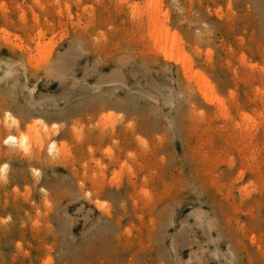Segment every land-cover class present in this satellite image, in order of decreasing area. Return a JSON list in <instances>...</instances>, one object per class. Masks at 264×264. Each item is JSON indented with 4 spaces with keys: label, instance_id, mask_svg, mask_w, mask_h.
Returning a JSON list of instances; mask_svg holds the SVG:
<instances>
[{
    "label": "rangeland",
    "instance_id": "rangeland-1",
    "mask_svg": "<svg viewBox=\"0 0 264 264\" xmlns=\"http://www.w3.org/2000/svg\"><path fill=\"white\" fill-rule=\"evenodd\" d=\"M0 81V264H264V0H0Z\"/></svg>",
    "mask_w": 264,
    "mask_h": 264
},
{
    "label": "bare ground",
    "instance_id": "bare-ground-1",
    "mask_svg": "<svg viewBox=\"0 0 264 264\" xmlns=\"http://www.w3.org/2000/svg\"><path fill=\"white\" fill-rule=\"evenodd\" d=\"M152 21H154V24L156 25V27H157V30L155 31V34L156 35H154L155 36V41H156V43H157V47L159 48V49H161V50H163L164 52H165V54L167 55V54H169V55H167L166 57H167V60L168 61H170L169 59H170V55H173V54H175V50L173 49V52L170 54L169 53V51H168V47H167V43H168V39L169 38H171V37H177V38H179V34L178 33H176V34H174L173 36H172V32H171V28L170 27H168L167 26V24H164L163 22H161V20L157 17V16H154V17H152ZM39 37L38 38H42V36H43V31L42 30H40L39 31ZM180 39V38H179ZM20 47L21 48H23L24 46H22V45H20ZM26 48V47H25ZM22 50V49H21ZM184 52V47L181 45V54H184L182 57H183V59L185 58L186 59V57H188V54L187 53H183ZM189 58V60L191 61L190 63H189V69L192 71L193 70V62H192V60L190 59V57H188ZM62 60H64V58L63 59H61L60 60V62L58 63V66H62V63H61V61ZM187 67V66H186ZM9 70V69H8ZM10 71V72H9ZM8 72L10 73V74H12V72H11V70H9ZM195 76L197 77H199L200 78V84H201V89L204 91V92H206V93H208L209 94V96L212 94V95H216V92H215V86L211 83V81L209 80V78L203 73V72H201V71H196V73H195ZM2 81V80H1ZM0 81V82H1ZM5 82H6V80H5ZM3 85H5V84H3ZM6 85L7 86H3V90H5V91H7V92H12V91H14V89H12L13 88V85H10V83H6ZM10 85V86H9ZM0 87L2 88V84L0 83ZM14 88H15V86H14ZM17 90V89H16ZM19 90H17V92H18ZM24 92V91H23ZM17 94V93H16ZM14 95V94H13ZM24 96V95H23ZM217 96V95H216ZM14 97V96H13ZM18 97V96H17ZM15 98H16V96H15ZM19 98V97H18ZM93 99H95V101H96V104L98 105L97 107H103V108H105V107H107L108 105H110L112 102H113V100H114V97L112 96V95H106V94H103V93H99V94H94L93 95ZM92 99V100H93ZM135 99H136V97H135ZM54 100V99H53ZM116 100H118V99H116ZM12 101V100H11ZM23 101V100H22ZM94 101V100H93ZM88 105H89V103H85L84 104V107H88ZM42 108H44V106H42ZM39 109V110H44V111H47L48 112V110H46L45 108L44 109ZM51 111V110H50ZM49 111V112H50ZM79 111V109H77V107H70L69 109H68V112H67V114L68 115H76V113ZM29 112H31V111H29ZM62 110H57V114L56 113H54V112H51L50 113V115H53V117H58V116H60V114L62 115ZM8 115H7V121L8 120H10L14 125L16 124L18 127H20V125H22L21 124V122L18 120V119H16L15 117H13L12 116V114L11 113H7ZM83 118V117H82ZM79 120H82V119H80V118H78ZM75 120V119H74ZM76 121V120H75ZM77 122H79L78 120H77ZM15 125V126H16ZM36 127V126H35ZM44 127H45V125H44ZM46 129H45V131H46V134H49L50 133V127L46 124ZM56 128V127H55ZM44 129V128H43ZM37 131V130H36ZM45 137V136H44ZM45 139V138H44ZM43 135L39 132V133H36L35 134V143L36 144H39V147L40 146H43V144H45V143H43ZM4 141H6L7 143H9V144H12V145H15V146H13L11 149L9 148L8 150H7V152H6V154L11 158V157H14L15 158V160H24V161H26L29 165H33V164H35L36 165V162H42V158H43V153H44V147L45 146H43V148L42 147H40V150H38V151H36V152H34L33 151V153L31 152V154H30V152H28L29 154L28 155H25V154H23V153H21L22 151H21V148H26V149H28V148H31L30 147V145H31V142H32V140H31V136H30V134L29 133H22L21 135H19V136H17V135H10V136H7L6 138H5V140ZM51 141V140H50ZM16 144H17V147H16ZM38 147V148H39ZM49 152L51 151L53 154L58 150L59 152H58V154L59 153H61V152H64V150H65V145H63V146H61V147H59V145H58V142L56 141V140H52L50 143H49ZM42 148V149H41ZM34 150V149H33ZM3 151V150H2ZM1 151V152H2ZM6 151V150H5ZM4 151V152H5ZM25 152V151H24ZM50 152V153H51ZM5 154V155H6ZM27 154V153H26ZM6 155V156H7ZM21 155L23 156V157H21ZM55 155H56V153H55ZM49 158V165L50 166H52V168H56L57 166H58V164H59V160H57V159H55L54 157H48ZM6 168H7V166H3V170H6ZM6 176V175H5ZM38 183H39V181H37ZM10 183V182H9ZM9 185V184H8ZM118 185V184H117ZM7 186V185H6ZM99 186V185H98ZM96 187L97 189H96V191H94V193L96 194V195H98L99 194V192H101V191H99V190H101V189H99V187ZM4 188H8V187H4ZM102 188V187H101ZM119 188H120V186H119ZM5 190V189H4ZM7 190V189H6ZM119 191V190H118ZM112 213L111 212H108L107 213V215H103L102 217L103 218H105L106 216H110ZM111 217V216H110ZM114 218V217H113ZM112 218V219H113ZM121 218V217H120ZM5 235V234H4ZM5 237V236H4Z\"/></svg>",
    "mask_w": 264,
    "mask_h": 264
}]
</instances>
